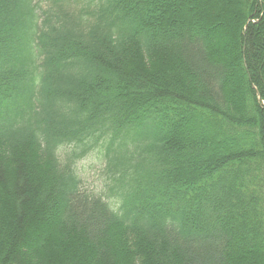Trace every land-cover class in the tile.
Here are the masks:
<instances>
[{"label": "trees", "instance_id": "16d2710c", "mask_svg": "<svg viewBox=\"0 0 264 264\" xmlns=\"http://www.w3.org/2000/svg\"><path fill=\"white\" fill-rule=\"evenodd\" d=\"M32 1L0 0V264H264V0Z\"/></svg>", "mask_w": 264, "mask_h": 264}, {"label": "rangeland", "instance_id": "374dc122", "mask_svg": "<svg viewBox=\"0 0 264 264\" xmlns=\"http://www.w3.org/2000/svg\"><path fill=\"white\" fill-rule=\"evenodd\" d=\"M98 149L103 152V148L89 151L86 156L78 161L77 169L84 186L90 189L97 188V190H102L105 178L102 173L103 162L100 158L102 154Z\"/></svg>", "mask_w": 264, "mask_h": 264}]
</instances>
